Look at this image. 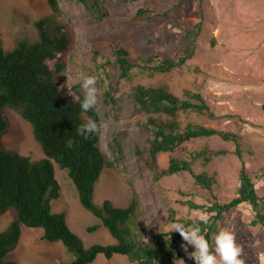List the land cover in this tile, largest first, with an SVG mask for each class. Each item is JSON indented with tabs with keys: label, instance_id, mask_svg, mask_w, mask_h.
Returning <instances> with one entry per match:
<instances>
[{
	"label": "rangeland",
	"instance_id": "1",
	"mask_svg": "<svg viewBox=\"0 0 264 264\" xmlns=\"http://www.w3.org/2000/svg\"><path fill=\"white\" fill-rule=\"evenodd\" d=\"M178 2L181 4L177 17H136L140 7L163 12ZM59 5L61 12L54 14L47 0H0L1 38L4 49L11 51L21 40L35 42L39 39L36 23L43 17L67 24L70 39L65 56V86L71 89L75 85L82 90L81 74L96 75L97 107L103 116L101 146L110 159L116 156L109 148L111 134H123L124 161L114 162L103 170L95 187L94 200L98 205L111 199L116 206L127 207L134 196L139 197L140 219L134 216L130 226L147 239L151 232L170 231L171 210L175 211L177 219L199 217L202 211L209 217L214 214L210 210L214 202L232 201L244 189L240 176L242 161L247 174L255 179L259 195L264 198V0H142L130 3L106 0L110 16L103 20L91 17L77 0H60ZM197 24H202V32L191 60L170 72H135L130 79L122 80L116 77L119 82L113 95L121 110H114L105 103L101 76L96 68L113 59L115 42L134 57L173 58L181 48L184 30ZM99 70L105 77L106 70L102 67ZM136 85L163 86L179 96L185 89L200 92L216 118L193 112L180 113L181 126L196 123L242 136V160L234 153L235 145L218 136L191 140L175 152L159 155V166L167 168L173 157L191 161L194 151L205 148L225 150L227 153L213 156L207 166L203 159L193 164L197 173L205 171L215 177L212 192L198 185L189 172L167 175L155 181L152 170L136 153L138 148H145L149 137V132L140 125L147 116L135 112L129 95ZM5 117L9 128L2 136L3 148L33 159L44 157L41 146L33 137L32 125L10 108L5 109ZM54 165L61 196L51 201L53 212L66 214L69 227L85 246L115 242L101 221L81 204L68 170L57 163ZM16 218L17 212L12 207L0 215V232ZM94 224L101 225L95 231H88ZM217 226L218 229L226 226L235 232L245 264H264V225L256 221V211L251 205L242 204L225 213ZM42 236V228L23 226L20 243L7 258L21 264H49V258L59 264L73 260L74 256L62 242L51 243ZM181 243H177L179 257L168 264H184L178 259H183L185 264H194ZM188 250L193 251L192 246ZM103 257V254L98 255L93 264L111 262L107 259L104 263ZM112 264L133 263L118 254Z\"/></svg>",
	"mask_w": 264,
	"mask_h": 264
},
{
	"label": "trees",
	"instance_id": "2",
	"mask_svg": "<svg viewBox=\"0 0 264 264\" xmlns=\"http://www.w3.org/2000/svg\"><path fill=\"white\" fill-rule=\"evenodd\" d=\"M59 1L48 0L51 10L56 14L61 12ZM77 1L96 20L110 16L106 0ZM117 1L130 3L142 0ZM180 4L178 2L163 12L151 7H140L136 17H177ZM36 26L39 39L35 42L21 40L11 51L4 49L0 32V215L11 207L17 212V218L6 230L0 232V264H21L9 260L7 256L18 247L23 226L42 228L43 240L61 241L74 256L66 264H91L100 254L108 259L117 254L124 255L133 264H168L179 257L177 243L182 241V237L176 231H163L151 232L145 239L134 231L130 223L134 216L140 219L139 197L134 196L127 207H118L111 199H105L101 205L95 202V187L105 167L124 161L125 151L121 141L123 134H111L109 148L116 156L110 159L101 146L103 116L100 109L96 105L95 110H82L79 100L83 98V91L75 85L71 87L72 90L68 89L63 81L67 71L65 56L69 51L70 39L67 24L43 17ZM201 32L202 24L185 29L181 48L173 58L158 55L134 57L124 46L115 42L113 59L96 68L101 76L105 103L114 110H121L119 101L113 95L116 92L115 85L119 82H116V77L119 80L130 79L135 72L165 73L184 66L195 56ZM100 67L106 70L105 77L101 75ZM129 95L135 112L147 116L140 125L149 132V137L145 148H138L136 153L152 170L155 181L167 175L189 172L198 185L212 192L215 177L205 171L197 173L193 164L203 159L207 166L213 156L227 153L225 150L205 148L194 151L191 153V161L173 157L167 168H161L158 163L161 153L175 152L184 143L199 138L218 136L233 143L234 153L242 160L240 134L196 123L181 126L180 113L193 112L210 119L216 118L202 93L185 89L182 96H179L163 86L136 85ZM6 108L18 111L32 125L33 136L44 152L43 158L33 159L3 148L2 135L9 127L5 117ZM89 117L96 120L98 130L85 139L77 134L76 128ZM55 163L68 170L81 204L101 221L115 242L85 246L80 236L69 227L66 214L53 212L51 201L61 196ZM245 169L242 161L240 176L244 189L229 203L214 202L210 208L214 214L208 217L209 223L203 225L210 243L214 242L217 222L225 213L242 204L251 205L256 211V221L264 225V198L257 191L255 179ZM174 212H170L172 221L177 220ZM180 220L191 223L199 221V217ZM100 225L89 226L88 231H95Z\"/></svg>",
	"mask_w": 264,
	"mask_h": 264
},
{
	"label": "clouds",
	"instance_id": "3",
	"mask_svg": "<svg viewBox=\"0 0 264 264\" xmlns=\"http://www.w3.org/2000/svg\"><path fill=\"white\" fill-rule=\"evenodd\" d=\"M52 13L54 12L52 11ZM96 82V75L81 74L80 87L83 90V98L79 100V103L81 109L85 112L89 110H95V107L98 103V89L96 86ZM97 130L98 124L96 120L91 117H89L86 122L78 125L76 128L77 134L83 136L85 139H87L90 134L94 133ZM208 223V217L202 211L199 215V221L194 220L191 223H185L182 220L177 219L170 222L169 228L170 232L176 231L180 234V236L182 237L181 248L189 258L195 261V264H245V261L242 257V247L236 240L235 232L226 226L220 227L214 235L213 244L210 243L206 231L203 227V225H207ZM189 246H192L193 251L189 252ZM178 260L184 262L185 264V261L183 259Z\"/></svg>",
	"mask_w": 264,
	"mask_h": 264
},
{
	"label": "crops",
	"instance_id": "4",
	"mask_svg": "<svg viewBox=\"0 0 264 264\" xmlns=\"http://www.w3.org/2000/svg\"><path fill=\"white\" fill-rule=\"evenodd\" d=\"M55 243H57V242H55ZM98 258V257H97ZM112 259V260H111ZM111 259H108V260H110L111 262H109V264H112L113 263V260H115V256L114 257H112ZM58 260V259H57ZM107 260V258L106 257H103L102 258V261L104 262V261H106ZM47 261H49V264H59L58 262L57 263H55L54 262V260L52 259V258H49ZM95 262V261H94ZM93 262V263H94ZM93 263H91V264H93ZM105 263V262H104ZM64 264H66V263H64Z\"/></svg>",
	"mask_w": 264,
	"mask_h": 264
}]
</instances>
